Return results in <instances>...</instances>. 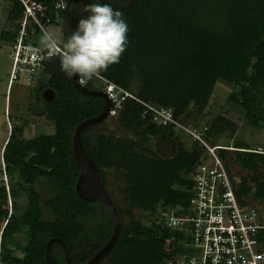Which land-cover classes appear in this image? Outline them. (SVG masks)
Masks as SVG:
<instances>
[{"label": "trees", "instance_id": "16d2710c", "mask_svg": "<svg viewBox=\"0 0 264 264\" xmlns=\"http://www.w3.org/2000/svg\"><path fill=\"white\" fill-rule=\"evenodd\" d=\"M6 1L11 8L8 28L0 34V42L11 51L25 8L21 0ZM42 1L47 15L40 24L56 27L62 20L66 41L73 32L67 27L68 17L81 19V5L67 0L66 10H55L52 0ZM91 3H110L123 13L129 27L127 49L119 63L100 74L135 98H127L123 111L114 117L123 135L108 134L98 126L82 132L83 147L98 167L121 218L118 241L100 264H164L176 255L173 248L183 235L164 227L166 215L147 225L137 214L153 216L159 205L187 209L193 200L188 175L190 169L205 162V151L196 143L185 150L179 139L184 132L159 127L148 106L171 107L175 120L195 129L190 119L204 113L207 99L218 91L216 82L224 80L237 92L228 93L223 107L229 110L227 103L240 107L249 127L264 130V0H89ZM41 35L42 29L31 25L24 43L38 47ZM92 84L88 81L86 88L92 89ZM47 88L56 93L43 115L54 125L52 134L28 140L24 130L9 120L14 127L3 151L9 192L0 186L2 264H46V246L54 239L65 244L74 263L85 264L108 242L113 231L105 206L80 200L74 190L78 172L73 134L79 124L96 118L105 102L82 96L75 90L72 77L45 67L40 81L31 89L34 101L29 105L40 100ZM93 90L100 91L96 87ZM228 124L226 114H213L200 132L213 144ZM162 136L176 141L177 150L169 145L172 152L167 158L152 146V141L163 140ZM235 144L234 149L240 151L220 149L216 154L236 196L246 206L264 208V150H254L244 142ZM235 166L248 173L238 171L237 175ZM38 176L52 182L46 196L32 190ZM113 188L117 197L112 194ZM120 202L124 207L120 208ZM99 213L102 217L92 241L85 221ZM261 235L264 238V233ZM51 257L52 264H67L58 243L53 244Z\"/></svg>", "mask_w": 264, "mask_h": 264}, {"label": "built area", "instance_id": "2783aa9c", "mask_svg": "<svg viewBox=\"0 0 264 264\" xmlns=\"http://www.w3.org/2000/svg\"><path fill=\"white\" fill-rule=\"evenodd\" d=\"M21 1L25 11L15 48L10 51L9 91L15 83L22 84L23 79L26 80V86L34 87L46 67L45 52L26 55L30 45L24 43V38L27 28L34 24L42 29V34L47 31L40 24V19L46 18L47 8L42 0ZM52 1L55 10H66L68 6L67 0ZM57 23L61 24L62 20ZM91 81L92 87L95 85L111 101L110 117H116L123 111V102L127 98L135 99L131 93L101 74ZM87 85L88 82L81 86ZM148 108L153 111V121L159 127L181 130L192 143L199 144L205 151V162L190 169L188 175L192 182V203L185 210L178 207L176 211H170L172 215H166L163 219L165 228L183 235L173 248L176 255L167 258L164 264H264V238L261 235L264 233V210L260 212L257 208L246 206L244 200L236 196L231 180L216 154L217 150L231 148L223 146L220 141L211 144L200 131L182 126L174 119L171 107ZM4 168H1L0 186H4L8 193L10 178Z\"/></svg>", "mask_w": 264, "mask_h": 264}, {"label": "rangeland", "instance_id": "374dc122", "mask_svg": "<svg viewBox=\"0 0 264 264\" xmlns=\"http://www.w3.org/2000/svg\"><path fill=\"white\" fill-rule=\"evenodd\" d=\"M118 2L119 0H114ZM10 4L6 0H0V34L8 28V16L10 11ZM64 27V25H63ZM63 27H55V26H48L47 31H50L55 34V36L61 41L63 40ZM10 56V52H9ZM8 56V49H6V45L3 43H0V147L4 145L8 140V129L12 130L13 124L9 122V112L6 110V99L3 98V90H2V84L6 85L8 78L7 75L10 73V67H11V59ZM222 79H225L223 74L221 76ZM18 83H15L16 89L13 90L11 94L12 98V104L11 107L14 108L16 103H20L21 99L24 97H28L25 101V108L23 107V113L19 116L23 117L17 122L18 125L21 126V128L24 130V137L25 139L31 140L35 136L39 134H52L54 130V125L51 121L47 120L44 116L39 117H33L32 115H29V108L32 105H29L30 102L34 101L33 95L34 87H27L26 86V80H22L21 86L17 85ZM95 88V85L93 86ZM218 89V91L215 93V95H212L211 98L207 99V104L204 109V113L197 117V118H191L189 121V124H191L192 127L197 126L195 129L197 131L202 130L204 126L210 122V118L213 114H219L224 113L229 119V124L227 125L224 134L220 138V143L223 146L226 147H232L234 148L236 146L235 143L237 142H244L248 145H250L254 150L261 151L264 150V130H257L255 128H251L247 125L246 122H244V112L241 111L240 107H237L235 105L228 104L229 110L225 109L223 107V104L228 101V93L233 92L236 93V89L234 87H230L229 84H227L224 80H218L215 84V91ZM9 88H7L8 92ZM10 97V95H8ZM9 100V98H8ZM231 109V110H230ZM8 114V115H7ZM31 114V113H30ZM242 118V119H241ZM241 119V122H240ZM195 125V126H194ZM97 128L102 129L104 132L108 134H115V135H123L124 132H121L119 127L116 125L114 117H109L102 125L98 126ZM179 139L184 142L185 150L190 149L193 146V143L191 142L190 138L187 134L181 133L179 134ZM158 143H162V139H157ZM175 140L169 139L168 144L171 146H174L173 150H177L176 144L174 142ZM260 149H259V148ZM262 149V150H261ZM2 147L0 148V169L5 166L3 163V152ZM235 149H229L228 151L233 152ZM4 151V150H3ZM240 151V150H239ZM253 152V151H250ZM174 156V155H173ZM228 161V160H227ZM229 162V161H228ZM234 170H236V173L238 175L239 172L248 173L247 171H242L240 168L234 167ZM8 175V179H9ZM236 180L239 179V177H235ZM10 180V179H9ZM111 191V190H110ZM112 194L117 197L116 190L112 189ZM8 204H10V201H8ZM120 208L124 207L122 202L119 203ZM179 207V206H178ZM176 208H166L161 205L157 207V212L153 216H149L147 214H137L138 218L142 220L144 224L149 225L154 219L163 218L165 215H172L171 212L176 211L178 209ZM260 212L262 209H258ZM171 211V212H170ZM8 210V214H9ZM102 215L99 213L95 218L91 217L85 221V226L87 230V234L90 238V240H94V230L96 226L98 225L100 218ZM0 264H2L0 262Z\"/></svg>", "mask_w": 264, "mask_h": 264}, {"label": "water", "instance_id": "95a60500", "mask_svg": "<svg viewBox=\"0 0 264 264\" xmlns=\"http://www.w3.org/2000/svg\"><path fill=\"white\" fill-rule=\"evenodd\" d=\"M69 2L81 5L82 18H87V16L90 15V13L84 11L85 7L89 5V0H69ZM79 20L80 19L75 17H68L67 27L73 32L76 31L78 29ZM44 64L52 73H63L60 68L59 56L44 58ZM72 82L75 90L82 96L89 98H101L105 102V107L102 112L96 118L88 119L79 124L72 137V150L78 172L74 188L75 194L84 202L103 204L109 212L112 221L113 231L110 239L87 263H85L100 264L106 259L111 249L118 241L121 232V218L113 199L103 183L98 167L89 158L83 147L82 132L87 128L101 125L107 118H109L112 104L108 96L103 92L94 91L81 86L78 82V75H74L72 77ZM55 98L56 93L52 89H45L41 94L40 100L30 106L31 115L36 117L43 116L46 113L47 105L54 102ZM52 187V182L45 176H38L32 182L33 192L40 196L48 195L51 192ZM54 243H58L62 246L63 257L67 264H76L72 261L65 244L59 239L51 240L47 244L45 252L46 264H52L51 251Z\"/></svg>", "mask_w": 264, "mask_h": 264}, {"label": "clouds", "instance_id": "9594fccd", "mask_svg": "<svg viewBox=\"0 0 264 264\" xmlns=\"http://www.w3.org/2000/svg\"><path fill=\"white\" fill-rule=\"evenodd\" d=\"M84 11L90 15L79 20L78 29L66 41L45 31L38 48L26 49V55L43 51L47 58L59 56L61 71L70 78L78 75L81 85L119 63L128 46L129 32L123 13L110 3H91Z\"/></svg>", "mask_w": 264, "mask_h": 264}, {"label": "crops", "instance_id": "0c3cea01", "mask_svg": "<svg viewBox=\"0 0 264 264\" xmlns=\"http://www.w3.org/2000/svg\"><path fill=\"white\" fill-rule=\"evenodd\" d=\"M57 28H59V27H63V24H61V25H57L56 26ZM61 41H64V39L63 40H61ZM0 43H2V42H0ZM6 49H8L7 47H6ZM9 52H10V50H8V56H9ZM9 58H10V56H9ZM10 69H11V67H10ZM9 76H10V73L7 75V78H8V81H9ZM8 81H7V84L6 85H4V84H2L1 86H2V90H3V94H2V96H3V98L4 99H6V110L9 112V116H10V121L11 120H14L15 121V124L18 126V127H20L21 128V126L20 125H18L17 124V122L23 117V115L20 117L19 115L20 114H22L23 113V107L25 108V106H26V104H25V101H26V99L28 98V97H24V98H22L21 99V101H20V103H16L15 104V107L14 108H12L11 107V104H12V98H11V94H12V92H13V90L14 89H16V85H13L12 86V88H11V90L9 91L8 90V92H7V88H8ZM17 85H19V86H21L20 84H17ZM28 87V86H27ZM8 95H10V97H8ZM8 98H9V100H8ZM29 111H30V108H29ZM29 115H31L30 114V112H29ZM33 116V115H32ZM33 117H36V116H33ZM13 126H14V124H13ZM9 130V132L7 131V133L8 134H6V135H10V132H11V129H8ZM163 138H165V137H163ZM166 138H168L169 139V137H166ZM7 143V142H6ZM6 143L4 144V145H2L1 147H2V149L4 150V147H5V145H6ZM152 146H153V150L156 152V153H161V155L162 156H165L166 158L167 157H169V156H167L170 152H172V151H167V152H164V150H163V147L162 148H160L159 146H158V144H161V143H158V140L157 139H155V140H153L152 141ZM0 147V148H1ZM231 149H234V148H232V147H230ZM259 148V147H258ZM260 149V148H259ZM3 150H2V152H3ZM236 151H239V150H237V149H235ZM234 150V151H235ZM171 156V155H170ZM4 163V162H3ZM261 208V207H260ZM262 210H264V208H261Z\"/></svg>", "mask_w": 264, "mask_h": 264}, {"label": "flooded vegetation", "instance_id": "af4514ba", "mask_svg": "<svg viewBox=\"0 0 264 264\" xmlns=\"http://www.w3.org/2000/svg\"><path fill=\"white\" fill-rule=\"evenodd\" d=\"M39 101V100H38ZM33 103H35V102H33ZM32 103V104H33ZM164 136H162V138H163ZM170 139V138H169ZM169 139L168 138H163V142L161 143V144H158V146L160 147V148H162L163 147V150H164V152H167V151H171L172 149H171V147L169 146V144H168V141H169ZM171 149V150H170ZM4 170H5V168H4ZM6 172V171H5ZM0 174H2V171H1V169H0ZM9 187H10V183H9ZM10 190V189H9ZM10 199V198H9ZM10 213H11V205H10Z\"/></svg>", "mask_w": 264, "mask_h": 264}]
</instances>
